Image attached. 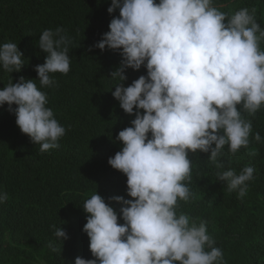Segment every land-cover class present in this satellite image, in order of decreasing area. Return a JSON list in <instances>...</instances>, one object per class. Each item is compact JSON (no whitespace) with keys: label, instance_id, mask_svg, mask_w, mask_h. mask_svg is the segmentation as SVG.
<instances>
[{"label":"trees","instance_id":"obj_1","mask_svg":"<svg viewBox=\"0 0 264 264\" xmlns=\"http://www.w3.org/2000/svg\"><path fill=\"white\" fill-rule=\"evenodd\" d=\"M0 264H264V0H0Z\"/></svg>","mask_w":264,"mask_h":264}]
</instances>
